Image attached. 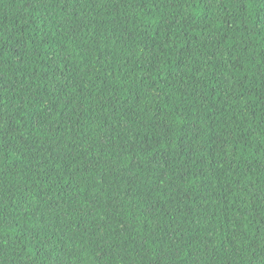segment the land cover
<instances>
[{
    "label": "trees",
    "instance_id": "1",
    "mask_svg": "<svg viewBox=\"0 0 264 264\" xmlns=\"http://www.w3.org/2000/svg\"><path fill=\"white\" fill-rule=\"evenodd\" d=\"M0 264H264V0H0Z\"/></svg>",
    "mask_w": 264,
    "mask_h": 264
}]
</instances>
